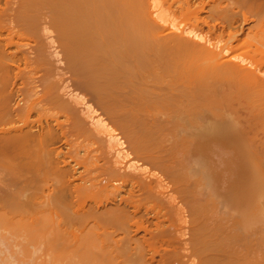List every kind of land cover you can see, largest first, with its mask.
<instances>
[{
  "label": "bare ground",
  "instance_id": "obj_1",
  "mask_svg": "<svg viewBox=\"0 0 264 264\" xmlns=\"http://www.w3.org/2000/svg\"><path fill=\"white\" fill-rule=\"evenodd\" d=\"M0 264H264V0H4Z\"/></svg>",
  "mask_w": 264,
  "mask_h": 264
},
{
  "label": "rangeland",
  "instance_id": "obj_2",
  "mask_svg": "<svg viewBox=\"0 0 264 264\" xmlns=\"http://www.w3.org/2000/svg\"><path fill=\"white\" fill-rule=\"evenodd\" d=\"M16 1H17V0H16ZM1 3H2V4H1ZM2 5L4 6V0H0V8L3 7ZM1 6H2V7H1ZM202 15H205V13H202ZM202 30H203V33L205 34L206 32H204V31L206 30V27L203 26V27H202ZM206 31H207V30H206ZM3 33H5V31H4ZM206 34H209V33H206ZM206 34H205V35H206ZM211 34H212V33H210V37H212V35H213V34H212V35H211ZM207 36H208V35H207ZM211 39H212V38H211ZM33 130H35V129H33ZM36 130H37V129H36ZM66 147H67V146H66ZM60 148H63L64 151H65V144H63V145L61 144V145H60ZM63 149H61V150L63 151ZM66 150H67V148H66ZM64 151H63V152H64ZM65 152H66V151H65Z\"/></svg>",
  "mask_w": 264,
  "mask_h": 264
}]
</instances>
